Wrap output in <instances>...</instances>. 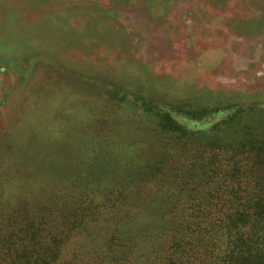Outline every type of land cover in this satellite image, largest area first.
<instances>
[{"label":"rangeland","instance_id":"374dc122","mask_svg":"<svg viewBox=\"0 0 264 264\" xmlns=\"http://www.w3.org/2000/svg\"><path fill=\"white\" fill-rule=\"evenodd\" d=\"M235 104L264 108V0H0L1 245L32 219L60 225L118 191L121 210L142 209L127 229L150 234L171 203L162 193L187 180L177 187L167 166L209 156L211 130L229 114L212 111ZM175 107L201 137L166 125L160 112ZM246 123L262 137L264 114ZM99 228L64 256H96Z\"/></svg>","mask_w":264,"mask_h":264},{"label":"trees","instance_id":"16d2710c","mask_svg":"<svg viewBox=\"0 0 264 264\" xmlns=\"http://www.w3.org/2000/svg\"><path fill=\"white\" fill-rule=\"evenodd\" d=\"M178 111L175 107L160 112L166 125L175 133L188 134L186 138L201 137V130H192L175 118ZM223 111L229 114L211 130L217 139L212 138L207 147L209 156L179 160L181 164L173 161L167 166L177 187L187 180L177 192L162 193L161 202L171 203L162 215L164 223L151 226L150 234L140 231L143 224L134 232L127 229L143 216L142 209L121 210L128 197L118 191L103 204L90 200L75 208L60 225L40 219L25 223L4 246L0 240V264H264V134L261 137L258 128L246 123L250 114H264V108L235 104L212 113ZM188 114L200 123L207 117L202 112ZM227 132L244 138L224 142L221 135ZM185 152L195 153L191 148ZM164 166L165 162H160L155 167ZM153 183L158 181L154 178ZM141 201L139 197L138 207ZM135 203L138 200L132 199ZM51 215L48 212V217ZM22 216L28 218L26 211ZM121 218L130 221L121 223ZM99 220L104 223L95 224ZM99 226L98 232H104L107 240L95 251L96 256L81 259L84 252L64 256L66 246L76 236ZM85 245L80 247L85 249Z\"/></svg>","mask_w":264,"mask_h":264}]
</instances>
